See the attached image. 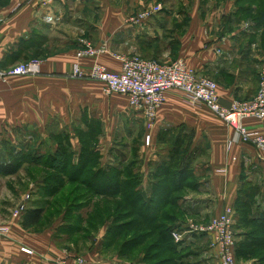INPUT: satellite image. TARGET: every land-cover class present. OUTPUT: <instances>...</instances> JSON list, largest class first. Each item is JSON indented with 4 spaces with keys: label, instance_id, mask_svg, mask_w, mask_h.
<instances>
[{
    "label": "crops",
    "instance_id": "0c3cea01",
    "mask_svg": "<svg viewBox=\"0 0 264 264\" xmlns=\"http://www.w3.org/2000/svg\"><path fill=\"white\" fill-rule=\"evenodd\" d=\"M159 4L163 9L153 18L141 24L131 21L142 10ZM242 12L238 0H0V70L43 60L37 76L0 79V165L9 163L10 156L21 157L23 150L27 151L22 140L26 142L31 135L40 134L48 141L55 133H69L64 126L54 130L56 119L69 124L77 115L80 122L95 126L92 129L85 124L82 130L86 133L95 134L100 125L101 142L109 136L118 114L128 116L127 98L107 95L101 83L73 79L75 65L87 71L99 63L119 72L118 55H140L166 63L183 59L199 76L217 82L224 107L252 100L260 91L264 71V30L257 31L254 23L242 20ZM87 42L105 47L107 52L98 58L79 57ZM130 114L131 123L143 120L137 111ZM247 125L264 135V122L250 120ZM151 133L154 141L146 149L154 148L161 134L191 137L192 168L200 187L183 195L180 205L188 221L179 222L175 231L188 234L185 227L203 225L233 207L237 213V259L246 260L241 264H258L257 257L247 262L253 255L248 231L264 226L262 154L247 143L229 147L234 130L208 108L187 104L180 91L167 93ZM112 134L117 132L112 129ZM48 143L41 145L45 155L50 148L55 153L59 147ZM80 148L88 150L81 144ZM119 148L117 143L105 147L101 142L91 150L100 156L99 168L109 175L128 167L129 160ZM152 150L148 158L131 163L139 172L136 192L144 196L150 195L154 174L163 163ZM6 151L13 153L6 158ZM105 151L112 158H102ZM75 156L78 163L80 154ZM95 240L96 247L84 255L86 264H137L105 258L100 252L104 236ZM196 240L193 236L191 242L185 239L184 243L196 248L200 246ZM22 248L31 249L34 255L23 253ZM68 252L48 233L24 230L0 239V264H55L57 259L68 258ZM203 257L205 264H220L216 253ZM67 264H75L73 256Z\"/></svg>",
    "mask_w": 264,
    "mask_h": 264
},
{
    "label": "rangeland",
    "instance_id": "374dc122",
    "mask_svg": "<svg viewBox=\"0 0 264 264\" xmlns=\"http://www.w3.org/2000/svg\"><path fill=\"white\" fill-rule=\"evenodd\" d=\"M238 1L239 5L243 8V12L240 14L241 19L254 23L255 29L257 31L264 30V0ZM194 5L195 12L198 14V6L197 4ZM158 7L161 8V10L163 9L160 4L156 6H150L148 9ZM143 11L144 10L141 12ZM85 44H89L93 49L100 50V52H102L101 55L107 52L105 47L97 48L90 42ZM84 48L85 46L82 49ZM81 50L79 51V54L81 53ZM37 60L43 62L41 58H38ZM175 61L177 60L172 62ZM28 62L20 64H25ZM172 62L159 63L168 64ZM112 95L127 98L123 95ZM127 105L128 116L126 114H118L116 119L117 122L115 124L111 122V128L109 127V136L105 137L104 140L101 141L105 147L107 145L109 146L111 142L114 144H119L120 151L125 154L127 156V160H129L127 166H131L130 169H125V177L118 178L123 182L122 191L114 196H107L105 194L97 195L94 191H90V189L87 188L86 184L89 183H92L95 186H105L111 184L113 186L114 182L117 181L116 178L115 181L113 179L112 182H109L106 177H103V175L100 176L98 174L97 165V159L99 155L94 154L91 156L88 152H86V155L87 159L89 156L90 162L85 165L84 174H82L75 181H69L67 179L73 176V174L76 172H74L75 168L68 167L67 174L64 177H61L62 181H56V177L59 175L56 171L49 169V166L47 165V159L52 156V152L54 153V151H52L53 148H50L45 155L41 145L46 144V142H49V146L53 145L54 147H58L61 145L60 147H62V149H66V154H73L71 158H66V160H70L72 163L74 158L77 159L75 155H79L80 152L83 151L82 148H80L81 151L78 149L80 144L83 148L86 146L91 154V150L101 143L99 136L102 130L101 126L99 125L95 134L93 132L86 133L84 130H82L85 128L83 127L85 124L87 127L90 126L92 129H94L95 126L93 127V125L89 123H82L84 120L80 122L81 119H79L77 115L73 119H70L71 121L69 124L56 119L57 125L56 127L54 125V130L59 131L61 130L62 126H64L66 129L69 128V133L64 135L55 133V135L50 136L51 138H48V141H45V136H41L40 134H38V136H28L30 139H28L26 142L22 140L23 148L26 146L27 151L23 150L21 154L20 160L22 161L19 163L18 172L14 175L0 174V229H8L7 232H0V239H9L13 236V234L15 236L16 234H19V232H24V230L32 233H48L54 235L55 239L58 238V242L61 247L69 251L67 255L68 258L57 259L55 264H67V260L72 256L74 258L75 264H79L81 260L85 262L86 256L84 257V255L96 247L95 239L97 237H106L108 235V239L104 241L106 246H101L100 251L101 255H103L105 258L120 259L125 262H136L137 264L174 263L173 259H175V256L173 258L172 252L167 248V245L165 246V243H160L159 247L153 250L151 249L150 251H148V248L152 246V244L157 243L156 240L157 238L159 239L158 234H161L162 232L165 233L164 231L166 229L172 227L173 222H170L168 219L170 216H176V219L181 222H187L188 219L186 218L185 214H182L178 210V207L175 203V206L170 204L164 208L166 209L163 214L165 216L161 218L162 224L160 226V231H156L151 237L141 239L139 241L140 243H137V240L140 239V236L136 232L142 230L143 227H147L146 224H141L142 219L140 216L146 217L147 215H151L149 212V209L151 208H145L142 205L141 200H138L140 198V193L136 192V183H134L135 193H133L134 191L131 189L132 187L131 184H129V180L133 179L134 177L137 181L136 175L139 173L136 170V167H132L131 163L141 162V159H144V157L148 158L151 149H153L155 153H152V155L154 154L153 156L157 157L160 162H163L164 160L170 161L174 167V172H176L179 168H181V166L186 164L185 161L188 159V154H190L189 152L192 147L191 137L190 135L183 136V140L185 141L184 146L181 150H179L180 153H178L174 159L171 158L173 141L175 140L173 135L161 134L157 137L154 147L155 149L153 148L154 145H149L150 147L146 149L147 136H152L151 130L156 121L151 124L148 120L143 118V120H140V122L138 121V123L137 119H134V122L131 123L130 113L134 112L136 114V110L131 107L129 100L127 101ZM112 129L117 132L116 136L112 134ZM153 141L154 138L152 136L150 143L153 144ZM11 153L13 152L6 151L5 157L7 158V156ZM43 154L44 156L42 160L37 161L36 157ZM22 156H28V158L24 160L25 158ZM84 157L86 156L84 155ZM102 158L112 157H109L108 152L105 151ZM16 164H18V161ZM191 172L193 173L195 170L193 169ZM113 178H115V175H113ZM191 180L192 181H190V184H194V179ZM163 186L165 188V186L169 187L170 185L164 183ZM34 188H37V190H34ZM182 194L186 193L184 192ZM164 196L165 194L163 196L160 195L159 199L156 197L157 201L152 205V208H158L161 205V202L164 200ZM173 198L174 196H172V199ZM45 200H47L48 203H45ZM39 207L44 208V217L41 223L38 226L30 229L24 228L23 221L26 211L28 209ZM208 223L209 222L203 225H207ZM148 227L153 228L154 226ZM184 230L189 231L187 235H184V239H187L189 242H191L190 240H193V236L198 237V241H196L200 246L191 248L192 253L194 254L192 261L197 260V262L199 261V264H205L206 262L203 261V258L205 257L203 256L209 255L210 257L211 253L217 254V252H213L210 248L207 250L209 243L207 238L205 239L204 235L197 232L190 233V230H193L191 226L185 227ZM180 232L183 233V231ZM248 234L249 237L253 239L249 242L253 243L258 238V234L254 230L248 231ZM172 238L174 242L177 243L173 237V234ZM135 241L136 243L134 246L128 244H133ZM168 245L171 246V244ZM258 255V253L254 252L251 256L252 258H248L247 262L252 260L254 257L258 258ZM217 257L219 259L218 254ZM167 258H172V263L168 262V260H166ZM239 260L243 263H246L245 259L244 261L241 259Z\"/></svg>",
    "mask_w": 264,
    "mask_h": 264
},
{
    "label": "built area",
    "instance_id": "2783aa9c",
    "mask_svg": "<svg viewBox=\"0 0 264 264\" xmlns=\"http://www.w3.org/2000/svg\"><path fill=\"white\" fill-rule=\"evenodd\" d=\"M161 11L159 7L150 8L136 15L131 21L141 24ZM101 53L100 50L85 44L79 57L98 58ZM117 59L122 65L119 72H111L99 63H95L87 71L75 65L71 77L101 83L107 95L126 96L131 107L151 124L156 121L158 113L166 104L167 93L180 91L187 104L208 108L234 130L235 138L230 141L229 147L237 142L251 144L264 157V135L247 125L250 120L264 122V71L259 93L250 101H234L227 108L221 104L217 82L199 76L183 59L168 64L138 55L117 56ZM42 65L43 62L38 60L18 64L7 71L0 70V79L37 76L41 73ZM151 139L152 136L148 135L147 144H150ZM236 217V210L229 207L220 216L212 218L207 225L191 227L193 230H190V233L197 232L210 238L209 248L217 252L220 264H241L236 256ZM7 231V228L0 229V232ZM186 234L187 232L175 231L173 237L179 243L185 240ZM22 251L33 255L30 249L23 248ZM79 264L86 263L81 260Z\"/></svg>",
    "mask_w": 264,
    "mask_h": 264
},
{
    "label": "trees",
    "instance_id": "16d2710c",
    "mask_svg": "<svg viewBox=\"0 0 264 264\" xmlns=\"http://www.w3.org/2000/svg\"><path fill=\"white\" fill-rule=\"evenodd\" d=\"M173 136L175 140L173 141V150H172L171 158L174 159V157H176L177 154L180 153L179 150L182 149L185 141L183 140L184 135H173ZM60 146L58 147L57 151L55 153L52 152V156H50V158L47 159V165L49 166L48 168L57 172L59 176L56 177V181L58 180L59 182V181H62L61 177H64L67 174L68 167H71V168L73 167L75 168L74 172L76 173H74L73 176L69 177L67 180L75 181L82 174L85 173V165L90 162L89 156L87 159L86 152H88L89 155L91 156L94 155V153L90 154L88 150H85V151L83 150L80 153L78 163L74 162L75 158L72 160V163H71L70 160H66V158H71L73 154L72 153L66 154V149H62V147ZM84 155L86 157H84ZM22 157L25 158L24 160L28 158V156L26 157L22 156ZM36 158L35 159L37 161H40L42 160L43 156H38ZM99 158L100 156H98L97 162ZM17 161H18V164H16ZM21 161L22 160H20V157L15 158L11 156L9 163H4L0 165V174L2 175L16 174L18 172L19 163H21ZM193 161H194V155L192 153L188 154V159L185 161L186 164L181 166V168H179L176 172H174V167L170 161L164 160L163 163L158 166L154 174L156 181L153 182L149 190L150 195L149 196L147 195L144 196L141 194L139 195L140 198L138 200H141L142 205L147 209L151 208L149 209V212L151 213V215H147L146 217L140 216L142 219L141 224H144V225L146 224L147 227L146 228L143 227L142 230L136 232L140 236L139 240L136 239L138 241L137 243H140L139 241L141 239H146L148 237H151L152 235H154L156 231L157 232L160 231V228H161L160 226L162 224L161 218L165 216L163 215L164 211L166 210L164 208H166L170 204H172V206H175L176 204L178 207V210L182 214H185V212L181 209V205H180L181 201L184 198L183 197L184 194L182 193L184 192L187 193L186 192L187 190H195V189L199 190V187H200L198 183L199 181L198 177L196 176L195 172H193L194 174L191 172L193 171L192 169ZM125 169H130V167H124L123 170L118 169L116 171V174H113L115 175V178H113V175H109L108 172H106L103 169H100L98 165V174L100 176L103 175V177H106L109 182H112L113 179L115 181L116 178H117V181L114 182L113 186L112 184L105 185V186H100V185L95 186L94 184L89 183V184H86L87 188L90 189V191H94L97 195L105 194L107 196H114L117 193H120L122 191L123 182L119 180L118 178L119 177L121 178L122 176L125 177V174H126ZM136 178H137V181L134 177L133 179L129 180V184H131V187H132L131 189L134 191L133 193H135L134 183H136V189H137V185H139L138 175H136ZM191 179H194L193 180L194 184H190V181H192ZM164 183L169 184L170 186L169 187L165 186L164 188L163 186ZM178 192H180L179 194H182V195L179 196V194H177ZM164 194H165L164 200L161 202V205L156 209H154V207L152 208V205L157 201L156 197L157 199H159V196L160 195L163 196ZM172 196H174L173 199H172ZM45 203H48V201L45 200ZM43 217H44L43 207L28 209L24 215L23 227L27 229L36 227L41 223V221L43 220ZM168 219L170 220V222H173L172 227L166 229L164 231L165 233L162 232L161 234H158L159 239L157 238L156 240L158 244L157 243L152 244V246L148 248L149 249L148 251H150L151 249L152 250L156 249L157 247L160 246V243H165V246L167 245L168 246L167 248L172 252L173 258L175 256V259H173L174 261L173 264H199L197 260L192 261L194 257V254L192 253V249H191L192 246L190 245L187 246V244L184 243V241L175 243L172 238V234L174 233L175 229H177L178 223L181 221H178L176 219V216L174 215L170 216ZM148 226H154V227L150 228ZM260 227H261V230H256V231L254 230L258 234V238L255 240V242L253 243L250 242V244L252 246V249H251L252 253L259 251V250L262 251L258 255V258H259L258 264H264V226H260ZM107 237L108 235L104 237V241L108 239ZM250 240H253V239L250 238ZM104 241L101 244V246L103 247L106 246V243ZM135 243L136 241L133 244L132 243H128V244L134 246ZM168 244H171V246H169ZM236 256H237V252H236ZM171 259L172 258H167L166 260L172 263Z\"/></svg>",
    "mask_w": 264,
    "mask_h": 264
}]
</instances>
